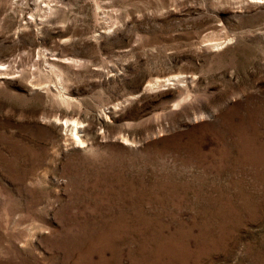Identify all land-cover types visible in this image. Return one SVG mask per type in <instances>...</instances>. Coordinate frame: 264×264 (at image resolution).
<instances>
[{"label":"rangeland","instance_id":"rangeland-1","mask_svg":"<svg viewBox=\"0 0 264 264\" xmlns=\"http://www.w3.org/2000/svg\"><path fill=\"white\" fill-rule=\"evenodd\" d=\"M0 264H264V0H0Z\"/></svg>","mask_w":264,"mask_h":264},{"label":"bare ground","instance_id":"bare-ground-1","mask_svg":"<svg viewBox=\"0 0 264 264\" xmlns=\"http://www.w3.org/2000/svg\"><path fill=\"white\" fill-rule=\"evenodd\" d=\"M75 129H76V128H75ZM75 129H74V130H75ZM76 136H77V135H76ZM77 137H78V136H77ZM79 137H80V136H79ZM78 141H79V142H81V139H80V140H78ZM83 142H84V141H83ZM81 143H82V142H81Z\"/></svg>","mask_w":264,"mask_h":264}]
</instances>
